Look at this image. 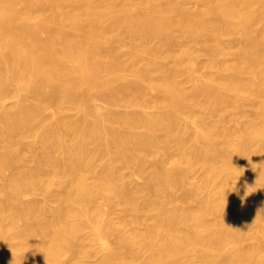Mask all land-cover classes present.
<instances>
[{"label": "bare ground", "instance_id": "bare-ground-1", "mask_svg": "<svg viewBox=\"0 0 264 264\" xmlns=\"http://www.w3.org/2000/svg\"><path fill=\"white\" fill-rule=\"evenodd\" d=\"M0 147V264H264V0H0Z\"/></svg>", "mask_w": 264, "mask_h": 264}, {"label": "rangeland", "instance_id": "rangeland-1", "mask_svg": "<svg viewBox=\"0 0 264 264\" xmlns=\"http://www.w3.org/2000/svg\"><path fill=\"white\" fill-rule=\"evenodd\" d=\"M195 3H197V5L195 4ZM201 3V4H200ZM197 6V8H196V6ZM199 4V5H198ZM203 3H202V1L200 2V1H196V2H192V3H189L188 4V6L190 7V8H192V9H194V8H196V9H198V8H200V7H202L203 5H202ZM257 27H260V24L259 25H257ZM229 38V39H228ZM227 38V43H228V45L231 47V48H234L235 46L237 47V41H236V39L235 38H233V37H228ZM231 38H233L232 40H233V42H232V40H231ZM235 40V41H234ZM231 41V43H229ZM235 42V43H234ZM234 45H233V44ZM232 44V45H231ZM127 48H129V46H127ZM126 47H125V49H127ZM206 58H207V56L206 55H201L200 56V58H199V61L201 62L200 63V65L202 64V66H204V63H205V60H206ZM169 61H171V62H169ZM173 60L172 59H170V60H168L166 63H167V66H169L170 67V65H172L171 63H173L172 62ZM139 62V64H141V65H145L146 63H145V61L143 60H140V61H138ZM141 62H144V63H141ZM203 62V63H202ZM170 63V64H169ZM201 71H204L205 70V68L204 67H202L201 69H200ZM14 98L15 97H11L10 96V98H6L5 99V101H4V103L6 104V105H10V104H12V102L14 101ZM98 102H99V104L101 103V104H107V103H103L104 101H102V100H98ZM108 106L110 105V104H107ZM117 105V104H116ZM116 105H113V104H111V106H109V107H111V108H114V109H117V110H121V111H126L125 109H129V107L128 108H126L125 106H124V104L122 103V105L120 104H118L117 106ZM113 106V107H112ZM116 107V108H115ZM245 109L247 110V112H248V114L250 115V116H256V115H254V114H256V107L254 106V105H252V104H248L246 107H245ZM76 112V111H75ZM74 111L72 112V115L74 116V114H76L75 115V117H77L78 116V113H75ZM201 112V113H200ZM203 112V113H202ZM232 110H229V111H227V114H225V118H224V121L223 122H221L220 124H221V126L222 125H226V126H232L233 125V122L231 121V118L234 116V115H232ZM251 112V113H250ZM252 112H253V114H252ZM199 113L200 114H204V111L203 110H201V111H199ZM232 115V117H230L229 115ZM226 115H227V117H226ZM229 117H230V119H229ZM226 118H228V121L230 122V124L228 125L227 123H229V122H227V120H226V124L224 123L225 122V119ZM172 147V149H171V153L172 154H174L175 152V150L173 151V147L175 148V146H171ZM170 147V148H171ZM0 149H1V147H0ZM174 152V153H173ZM128 169V170H127ZM130 169V170H129ZM132 170L135 172V173H133L132 172ZM148 170V169H147ZM125 179H126V181H127V183H129V185L130 184H132V183H134L133 184V186L132 187H143V186H140V184L142 185V180L140 179V177H141V175H140V177L138 176V175H136V174H138V173H136V168L135 167H132V168H126L125 170ZM201 172H202V170L200 171L199 169L198 170H196V172L193 174V178H191V180L190 181H194V182H196V180H199L200 179V177H201ZM135 174V175H134ZM134 176H136V177H134ZM138 176V177H137ZM137 178V179H136ZM142 178H143V176H142ZM145 178V177H144ZM143 178V180H145ZM139 180V181H138ZM146 181V180H145ZM131 182V183H130ZM138 182H140L139 184H137ZM142 182V183H141ZM136 183V184H135ZM145 183L146 182H144L143 184L145 185ZM139 185V186H138ZM180 190V191H179ZM178 191L179 192H181V193H178V191H177V194L178 195H181L182 193H183V190L182 189H179ZM146 193H147V191H146ZM145 192L143 193V195L141 196V197H143V198H145L146 199V197L149 195V193L148 194H146ZM146 194V195H145ZM29 198H33V199H37V200H39V201H41V202H44L45 201V195L42 193V192H38V193H36V194H34L33 196H29ZM143 198H141V201H144L145 199H143ZM143 199V200H142ZM192 203L194 204L195 202H194V200H192ZM196 204V203H195ZM115 210L117 211L116 212V214L114 215L115 217H118L119 216V214L121 215V212H120V208L118 209L117 207L115 208ZM119 212V213H118ZM142 215H144V213H142ZM143 219H142V216H141V220L140 221H142ZM138 224H142L141 222L140 223H138ZM144 224V223H143ZM142 224V225H143ZM140 225H136V226H138V227H140ZM141 225V227H142V229H145V227L144 226H142ZM141 229V228H140ZM87 230V231H86ZM90 231H91V229H90V227H87V228H85V230L83 231V235L84 236H86V237H84L83 235V238H84V240H85V242L88 244V242L89 243H92V240H91V233H90ZM88 233V234H87ZM254 237L253 236H251V235H248L247 236V238H245L244 239V241L247 243V244H250V242H254L255 241V239H253ZM87 239L89 240V241H87ZM230 247V245L228 246V248ZM139 251H140V249H139ZM139 251H137V261H136V264H140V263H142V262H144V261H142V260H145L146 258H147V256L148 255H146V253L147 252H145V251H142V249H141V251L139 252ZM139 253V254H138ZM99 257H101V256H99V254H98V256H93V257H91L90 259H88V261H89V263H96V261H98L100 258Z\"/></svg>", "mask_w": 264, "mask_h": 264}, {"label": "clouds", "instance_id": "clouds-1", "mask_svg": "<svg viewBox=\"0 0 264 264\" xmlns=\"http://www.w3.org/2000/svg\"><path fill=\"white\" fill-rule=\"evenodd\" d=\"M245 187H246V190H245L244 196H241L240 197L242 202L244 201V199L246 198V196L248 194H250V191H249L250 188H248L247 186H245ZM261 211L264 212V209H262Z\"/></svg>", "mask_w": 264, "mask_h": 264}]
</instances>
